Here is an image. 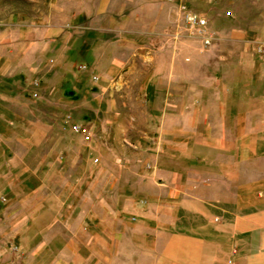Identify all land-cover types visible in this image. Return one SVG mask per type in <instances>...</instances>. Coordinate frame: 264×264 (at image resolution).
Masks as SVG:
<instances>
[{"label": "crops", "instance_id": "obj_1", "mask_svg": "<svg viewBox=\"0 0 264 264\" xmlns=\"http://www.w3.org/2000/svg\"><path fill=\"white\" fill-rule=\"evenodd\" d=\"M50 6L53 21L20 24L17 36L0 39V157L10 151L22 165L40 151L42 187L54 183V264L63 255L66 264H264V0ZM187 10L207 18L212 37L205 46L193 29L205 50L199 61L214 63L194 91ZM135 46L151 49L143 58L158 70L146 86L152 80L160 95L139 106L147 130L127 141L148 146L135 143L129 165H86L77 143L91 138L71 125L92 135L136 119L134 105L129 114L102 93L130 58L121 48ZM40 105L62 111L53 118ZM71 105L83 106L85 123ZM98 154L107 161L108 151Z\"/></svg>", "mask_w": 264, "mask_h": 264}, {"label": "rangeland", "instance_id": "obj_2", "mask_svg": "<svg viewBox=\"0 0 264 264\" xmlns=\"http://www.w3.org/2000/svg\"><path fill=\"white\" fill-rule=\"evenodd\" d=\"M50 3L51 0H0V39L6 36H17L14 33L20 24L53 21L54 8L50 6ZM187 28L185 62L191 80L188 84L194 91L197 80L210 76L214 63L210 61V58L205 62L199 61V55L204 54L205 50L195 41L196 34L193 28L188 26ZM150 50L147 46H135L123 47L119 51L121 54H128L130 58L121 63L117 77L106 81L105 90L102 93L106 94L111 105H128L129 114L132 112L131 105H134L136 119L131 120L128 116L124 121L126 124L107 126L105 129L96 126L92 135L87 134L88 138H91L89 143L85 145L84 141L77 143V147L87 154L86 160L89 162L84 164L92 166L105 163L107 165L130 164L129 155L136 142H129L127 139L137 133L143 134L147 130L143 123L145 121L143 112L139 106L150 105L149 102L160 95L158 93L160 90L152 84V80L146 86V81L149 77H153L154 71L158 70L157 63L143 58L150 53ZM83 64L76 66L75 69H81ZM89 88L94 91L100 89L96 84H91ZM194 103L195 100H192L191 104ZM62 106L65 109V105ZM30 108L37 107L33 105ZM40 108H42L40 113L53 118L54 115L59 116L62 111L61 106L54 105H40ZM54 109L61 111H54ZM69 109L75 120L85 123L83 120L88 114L83 110L82 105H71ZM64 111L66 112V109ZM131 121L138 125H131ZM82 135L86 134L83 132ZM136 144H139L141 150L148 146V143L143 141ZM83 145L85 147H82ZM99 148L109 152L107 161L99 158ZM37 149L35 148L33 152L34 157L24 159L22 165H18L17 161L11 159L10 151L5 158L0 157V264H54V183L48 181L45 183V188L42 187L44 185L41 181L43 161L39 156L37 157L40 152ZM95 157L99 158L97 162H94ZM50 160L46 163L47 168L54 165V159ZM48 175L51 176V174ZM66 263L67 257L63 255L62 264Z\"/></svg>", "mask_w": 264, "mask_h": 264}, {"label": "built area", "instance_id": "obj_3", "mask_svg": "<svg viewBox=\"0 0 264 264\" xmlns=\"http://www.w3.org/2000/svg\"><path fill=\"white\" fill-rule=\"evenodd\" d=\"M183 21L188 27L193 28V29H197L199 32L202 33L200 38L202 39V42L205 46L210 44L212 37L209 33H206L208 20L205 16H203L200 13H197V12H194L191 10H187L183 14ZM257 50H258V52L263 51L262 46H258ZM85 67H86L85 64L81 65L82 69H84ZM93 78L95 79L96 77L94 76ZM71 129L76 133H83L84 132L82 125H80L79 123H73L71 125ZM85 136H84L85 138H88L87 134Z\"/></svg>", "mask_w": 264, "mask_h": 264}]
</instances>
